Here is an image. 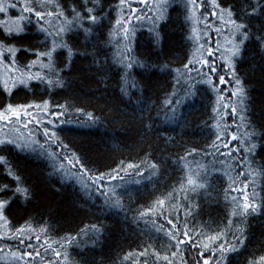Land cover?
Segmentation results:
<instances>
[{"label":"trees","instance_id":"trees-1","mask_svg":"<svg viewBox=\"0 0 264 264\" xmlns=\"http://www.w3.org/2000/svg\"><path fill=\"white\" fill-rule=\"evenodd\" d=\"M56 2L69 19L73 7L87 16L83 0ZM154 2L147 0L145 7L139 0H125L123 5L120 0H98L93 13L97 16V23L91 25V34L85 36L78 29L66 37L75 52L70 66L65 67L66 50L59 49L54 54L57 66L64 69L61 72L63 87L46 89L44 85L33 83L31 89L18 86L9 96L0 82V110L7 103L15 106L38 104L44 100L50 102L49 113L64 110L57 108V105H71L66 108L67 116L59 120L51 115L45 117L39 110L32 109L33 116L44 121L39 128L35 123L29 126V130L35 133L32 139L38 140V144H29L23 149L14 145H0V155L7 161V164L0 163V187H16V181L7 174L11 169L14 175L22 177L32 193L27 199L17 196L12 201L6 212L9 225L13 228L31 225L37 229V232L27 235L32 236L31 243L41 253L36 256L33 249L27 248V239L24 245L19 243V238L0 240V249H3L0 251V264H13L10 253L18 250L33 252L32 258H25L29 264H49L50 261L51 264H167L163 260L157 261L154 252H159L161 257L168 255L173 264H203V259H209V264H216L217 258L212 256L211 251H204L199 246L193 248L192 242L197 245L207 243V236L221 231L226 235L217 244L227 240L237 244L239 251L228 253L220 264H250V261H258L264 256V209L244 219L231 217L233 225L228 226L231 197H240L242 202L241 191L245 183L248 184L246 192L250 197L255 189L256 201L264 199V170L260 168L264 165V49L253 38L242 47L240 56L235 60L236 76L246 90V121L257 132L259 139L253 168L236 166L234 161L241 159V152L233 153V159L227 161L233 165L229 170L219 161L226 159L222 153L238 146L236 141L230 140L229 133L236 132L233 120L239 123V119L231 115V108L225 112L218 98L224 96L225 100L230 98L236 101L231 95L235 90L234 78L219 67L223 63L219 52L215 53L214 59L219 73L227 81L224 85L207 67L202 71L206 77L213 78L215 87L204 83L196 71L191 73L194 79L189 80L184 69L188 60L194 54H199L195 35H200L199 42L204 44L205 49L211 46L215 51L217 39L222 46L224 44L223 34L218 36L214 31V27L223 26L211 16L213 8L210 0H196L194 8L188 4V0H172L165 18L157 21L156 25L149 19L137 21L133 18V56L144 66L135 67L130 78L122 79L124 73L115 62L119 56L115 35L118 26L115 22L133 15L129 5L145 16H152L148 9ZM217 2L224 7L232 5L236 18L239 20L243 16L254 35L264 34V8L254 15H247L255 0ZM261 3L264 4V0ZM87 7H93L92 0H89ZM49 10L55 11V8ZM19 14V8L10 9L7 14L0 13V21L6 24ZM89 23L85 19V26H89ZM56 24L59 21H54ZM3 27L0 24V41L29 49L17 54L20 64L30 62L36 58L35 52L44 50L45 36L39 31L34 16L26 34L22 36L9 39ZM193 27L197 29L196 34L192 32ZM203 55L210 61L213 59L208 57L206 51H203ZM200 67L196 65V68ZM177 69L180 71L177 72ZM167 98L180 101L173 105L175 118L165 106ZM214 108H220L222 120L213 111ZM87 113L93 114L95 122L89 120ZM48 120L55 122L48 124ZM218 120L221 140L217 144L221 149L215 152L214 158L213 155H206L205 150L215 140L217 129L214 125ZM45 126L57 133V139L50 143L42 135ZM225 128L227 130L223 131ZM239 131L243 132L245 128L241 127ZM21 132L23 140L28 130L21 128ZM0 133L4 134L0 136L2 139L19 135L4 132L3 129H0ZM61 142L67 148L59 146ZM225 142L229 144L228 148L222 147ZM193 149L196 150L194 153ZM65 155L69 159L82 160L93 177L97 173L111 172L121 162L125 167L129 163L140 165L142 175H138L136 169H128L127 174L120 173L122 179L118 177L108 181L105 177L104 185L98 190L88 179V173L81 176L79 165L72 167L63 159ZM181 157L184 159L181 160ZM153 163L156 164L155 170L151 168ZM201 166L207 170L206 189L198 193L182 192L181 184L188 187L189 170L195 172ZM226 171L228 175L224 174ZM241 171H251L252 175L241 176ZM229 177L235 180L234 184ZM113 187L120 193L123 208H110L105 204V196L101 192ZM230 187L238 191L231 192L226 198L225 189ZM169 193H172L171 199L168 198ZM185 195L188 199H185ZM11 196V191L0 192V199ZM159 199L165 200L163 209L156 203ZM141 212L146 215L141 216ZM168 219L177 224L181 233L187 220L193 237L192 241L181 245L176 257L171 256L176 248L175 242L167 236L172 228L167 223ZM93 225L98 230L94 231ZM237 227L243 230V246L233 239L234 234L238 235ZM40 229H44V232H40ZM198 232L204 235H197ZM6 233V228H0V235ZM37 234L40 235L39 243L35 239ZM68 236L75 237V242L66 246L67 261L63 255L56 257L52 251L46 252V245L41 246L48 239L53 248L63 253L64 249L53 241ZM180 238L184 239L182 234ZM145 250L146 255L140 256L139 253ZM201 251H204L203 258ZM129 253L132 255L125 260Z\"/></svg>","mask_w":264,"mask_h":264},{"label":"snow or ice","instance_id":"snow-or-ice-1","mask_svg":"<svg viewBox=\"0 0 264 264\" xmlns=\"http://www.w3.org/2000/svg\"><path fill=\"white\" fill-rule=\"evenodd\" d=\"M93 7H87L89 0H83L85 10L87 12V16L81 14L80 11L77 10L76 7L71 9V19L65 13V10L62 6L56 2V0H0V13L7 14L10 9L19 8L20 14L15 18L10 20V22L6 23L4 21H0V24H3V31L6 34L7 38H11L12 36H22L26 34L27 27L32 23V17H35L36 25L41 33L45 36V45L43 51H37L34 53L35 59L31 60L26 64H20L17 60V54L20 51L28 52L27 48H19L14 44L6 43L4 41H0V67H3L5 72L8 73L6 77H3L0 82L3 84V91L11 95L12 91L16 89L18 86H22L26 89H31L33 83L37 85H44L46 89H52L54 87H63V78L61 76V72L64 70L57 66V59L54 55L57 53L59 49H64L67 51L66 57V65L65 67L70 66L72 57L75 55L74 49L69 44L66 37L69 34L76 30H82L85 36H88L92 32V24L97 23V16L94 15L95 7L98 0H92ZM172 0H155L153 6L148 9V11L152 12V16H145L142 12H138L135 7L129 5V11L131 14L127 19L123 17L116 20V25L118 26L115 30V35L117 36L116 44L119 51V56L116 59V64L121 68L124 75L122 79L130 78L132 72L135 67L144 65L140 63L133 56V48L132 43L135 36V28L131 26V20L134 18L137 21H141L144 19L152 20L153 24L156 25L157 21H161L165 18V14L167 12L168 7ZM212 4L213 11L211 12V16L217 18L220 24L223 27H214V31L218 34H223L224 44L223 46L220 43V40H216L215 51L211 46L207 49L204 48V44H201L200 35H195L194 39L198 45L197 54H194L192 59L188 60V63L184 65V69L187 73L188 79H194L191 76L193 71H196L198 75L201 76V79L204 83L208 85H212L215 87L214 80L211 76L205 75L203 73L202 68L207 67L211 74L218 76L219 83L224 85L227 83L225 76L220 74L218 71V66L215 63V53L219 52L220 57L223 60L222 65L219 67L223 68L225 72L231 73L234 78L235 90L232 91V97L236 98V101L233 102L230 98L225 100L224 96H219L218 102L220 103V107H222L225 112L229 108H231V115L234 117H238L239 123L234 119L233 124L236 125V132L229 133L230 140L236 141L238 146L234 149H230L227 153H222L226 157L225 160L219 161L221 165L226 166L227 169L231 170L233 165L228 164V160L233 159V153H241L243 152V156L239 161H234L237 167H243L247 165L249 169L253 168L254 157L256 155V150L258 147L257 140L259 139L257 132L250 128L248 122L246 121V90L242 84L241 79L236 76L235 73V60L240 56L242 47L253 38L259 42L262 49H264V34L254 35L246 23L245 18L241 16L239 20L236 18V13L234 12L233 6L228 5L227 7L222 6L217 0H210ZM125 0H120V4L123 5ZM139 3L144 4L147 7V0H139ZM188 4L195 7L196 0H188ZM55 8V11L49 10L50 8ZM264 8V4L261 3V0H255V3L251 7V11L247 13V15L251 16L256 14L260 9ZM87 19L90 23L89 26H85L84 21ZM207 20V17H205ZM54 21H59V24L54 25ZM198 23V21H197ZM158 26V25H157ZM192 32L194 34L197 33V29L193 27ZM112 35V33H110ZM50 38V44L48 40ZM210 43V41H209ZM207 52L208 57L213 58L211 61L208 58H205L203 55V51ZM7 54V59H6ZM82 55L84 53H81ZM199 64L201 67L196 68V65ZM180 70L177 69V72ZM180 81L178 80L177 83ZM187 82V81H186ZM189 87H193V85H189ZM123 90V89H122ZM175 96V93L172 94ZM178 99L167 98L165 101V106L169 111L173 114V118H175V107L173 105L179 104ZM49 104L48 100L42 101V103L38 104H27V105H13L12 103H7L3 106V110H0V121H5L7 124L12 125L10 131H14L19 133L15 138L12 139H0V145H14L16 148L23 149L29 146V144L35 145L38 144L39 141L36 139H32L35 133L29 130V125L35 123V125L39 128L44 121L39 119L38 117H34L33 113L29 111V109H37L43 116H53L55 120H59L61 117H66V108L71 107V105H57L56 107L59 109H64L59 112L49 113ZM77 111H83L82 109H77ZM213 111L223 119V116L220 114V108H214ZM89 120L95 122V118L92 113H87ZM31 117V118H29ZM23 118V122H22ZM54 120H48V124H53ZM67 122H70L68 120ZM16 125H19L17 127ZM214 127L217 129L215 133V140L209 145V148L205 150L206 155H213L215 158V152L220 151L221 146L217 144V141L221 140L220 136V121L218 120ZM245 128V131L240 132V128ZM21 128L28 130V134L26 137L21 140L23 133L21 132ZM227 129H223L226 131ZM42 135L46 138L47 142H51L54 139H57L56 131H50L48 127H43ZM61 147L67 148V145L60 143ZM41 147H43L41 145ZM223 148H228L229 144L227 142L222 144ZM196 150L193 149L194 153ZM192 153H189L191 155ZM49 155H55V153H49ZM64 160H67L68 164L72 165V167H76L79 165L78 172L81 176L85 173H88V179L91 181L92 185L97 186L99 190L100 187L104 185L105 177H107L108 181L116 180L118 177L122 179L120 176L121 172L127 174L128 169H136L138 175H142L139 171L140 165L127 164L125 167L123 162H121L120 166L116 169H113L108 173H97L94 177L90 173V170L87 169L82 160L76 158L75 160L69 159L67 155L63 157ZM181 160L184 157L180 158ZM0 163L7 164V161L3 155H0ZM63 167V166H61ZM153 170L156 169V164L153 163L151 165ZM260 168L264 170V165H261ZM206 168L201 166L195 172L191 169L189 170V175L187 178L188 187L185 188L183 184H181L182 192H191L198 193L201 189H206L208 185V179L206 175ZM255 171V169H253ZM16 181V187L14 189H9L8 185H4L0 187V192L11 191L12 196L8 199H0V228H6L7 233L0 235V240H8V239H18L21 245L25 244V239L29 242L27 243V248L33 249L36 256H39L41 253L38 248H36L32 243V236L27 235V233L37 232V229L32 227L31 225L21 226L19 228H13L9 225V220L6 215L7 210L12 204V201L17 197H23L25 199L29 198L32 193L31 190L25 186L22 177L18 174H13L11 169H9L8 173ZM228 175L226 171L224 173ZM241 176H251L252 172L249 171L245 173L241 171L239 173ZM232 183H235V180L232 177H229ZM254 182V181H253ZM248 188V184L245 183L243 185V190L241 191L242 202L240 197L232 196L231 197V211L228 219V226L231 227L233 225V220L231 217H239L244 219L251 214H256L262 209H264V199L260 201H256L255 197V189H253L252 196L250 197L246 189ZM238 189L235 187H230L225 189L226 198L231 192H236ZM101 195L105 196V204L110 208H123V205L120 200V193H118L115 187L110 188L107 192H101ZM168 198H172V193L168 194ZM185 199H188L187 195H185ZM159 208L163 209L165 205L164 199H159L157 202ZM175 207V205L173 206ZM152 211V209H149ZM189 213H186L188 215ZM141 216L146 215V213L141 212ZM168 224L172 226L171 230L167 232V236L169 240L174 241V247L176 251L171 253L172 257H176L181 245H186V241H192L193 237L191 234V230L188 228L187 220L184 223V230L181 233L180 229L177 227L176 223H173L172 219H168ZM94 231L98 230L96 225L92 226ZM40 232H44V229H40ZM84 231L83 229L81 230ZM237 234L233 235L234 240H238L239 246H243L245 237L243 236V230L237 227ZM184 237L181 239L180 236ZM197 235L203 236V232H198ZM226 232H217L215 235L207 236V243H202L197 245L195 242H192V247L195 248L197 246L201 247L204 251H211L212 256L216 257V264H220L222 260H224L228 253H235L239 251V247L235 243H231L227 240H223V242L218 243L224 236ZM23 237V238H20ZM91 238V237H89ZM36 241L40 242V235L37 234L35 236ZM75 242V237L68 236L62 238L59 241H53V243H57L60 245L61 249H64L62 253L60 250L53 248L52 243H49L48 239L43 241V245H46L45 251H52V253L56 257H60L63 255L64 260H68L67 249L66 246H70ZM3 251V249H0ZM204 251H201L200 256L203 258ZM217 252H219V256L217 257ZM147 250L144 252H140V256H145ZM13 264H20V262H24V264H29V261L25 258H32V251H24L18 250L10 253ZM132 254L129 253L128 256H125L124 259L127 260ZM157 261L163 260L167 262V264H173L172 259L168 255L160 256L159 252H154ZM51 264V261L49 262ZM203 264H209V259H203ZM250 264H264V256H261L258 261H250Z\"/></svg>","mask_w":264,"mask_h":264},{"label":"rangeland","instance_id":"rangeland-1","mask_svg":"<svg viewBox=\"0 0 264 264\" xmlns=\"http://www.w3.org/2000/svg\"><path fill=\"white\" fill-rule=\"evenodd\" d=\"M0 74H1V80H2L3 77H6L8 75V73L5 72L3 67H0ZM29 111L32 112V109H29ZM29 118H31V117H29ZM22 122H23V118H22ZM16 126L19 127V125H16ZM12 127H13L12 125L7 124L5 121H0V129H3L4 132L8 131L10 133H16L14 131H10V128H12ZM1 135H4V134L0 133V136ZM0 139H2V138H0Z\"/></svg>","mask_w":264,"mask_h":264}]
</instances>
